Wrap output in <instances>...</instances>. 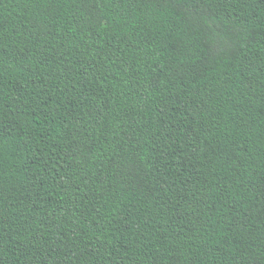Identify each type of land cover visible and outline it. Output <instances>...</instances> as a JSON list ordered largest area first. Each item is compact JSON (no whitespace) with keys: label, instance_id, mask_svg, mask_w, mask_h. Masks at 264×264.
<instances>
[{"label":"trees","instance_id":"16d2710c","mask_svg":"<svg viewBox=\"0 0 264 264\" xmlns=\"http://www.w3.org/2000/svg\"><path fill=\"white\" fill-rule=\"evenodd\" d=\"M0 264H264V0H0Z\"/></svg>","mask_w":264,"mask_h":264}]
</instances>
